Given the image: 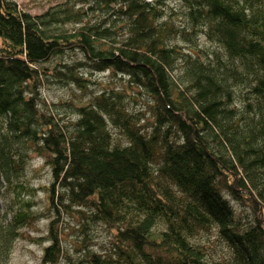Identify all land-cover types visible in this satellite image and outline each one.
<instances>
[{"label":"trees","instance_id":"trees-1","mask_svg":"<svg viewBox=\"0 0 264 264\" xmlns=\"http://www.w3.org/2000/svg\"><path fill=\"white\" fill-rule=\"evenodd\" d=\"M91 1L105 14L97 23L70 6L33 14L0 0V264L35 217L23 194L34 156L51 175L47 206L76 213L81 236L72 253L51 218L33 238L47 243L42 264H264V0H177L218 44L210 52L169 42L176 29L160 19L172 0ZM66 21L80 23L59 30ZM76 47L83 59L45 64ZM81 66L142 88L143 110L130 112L110 85L89 102L59 101L72 111L64 116L39 88H86L93 80ZM224 191L251 210L247 224ZM97 221L112 230L110 250L88 243ZM214 226L228 246L223 261L190 240Z\"/></svg>","mask_w":264,"mask_h":264},{"label":"rangeland","instance_id":"rangeland-1","mask_svg":"<svg viewBox=\"0 0 264 264\" xmlns=\"http://www.w3.org/2000/svg\"><path fill=\"white\" fill-rule=\"evenodd\" d=\"M19 8L28 11L33 14H42L44 11H53L57 8H63L64 6H70V10L78 9L85 11L83 14V21L89 20L97 23L99 18L105 14L96 8V3L91 0H15ZM163 13L161 21L165 20L167 23H171L176 31L168 36L170 43H176L180 46V50L188 51L189 49H199L205 52L220 49L218 44L209 38L205 37L200 26L196 25L190 17L187 15V6L182 1H166L162 6ZM110 19V18H109ZM80 22L66 21L64 23H57L59 30L71 31ZM121 28L117 29L119 33ZM84 54L82 51L76 48H66L61 56H56L52 61L45 62L46 65H52L56 61H68L72 62L77 59H83ZM181 59H177V68L180 67ZM80 68V74L85 77H91L93 81L86 83V88L77 87L72 82L60 83V82H45L40 86V93L44 99L55 102L56 108L61 111L64 116L72 114L70 109H66L64 104H58L59 101H73V102H89L93 100L95 96L103 86H113L116 91H122V102L124 106L130 112H137L143 110V102L148 99L149 95L144 92L142 88H137L132 85L131 89L123 90L121 81L123 78H119L117 75L107 70L89 73L87 68L83 66ZM139 90V91H137ZM236 101V100H235ZM114 134V139L125 140V135L121 133L118 127L109 125ZM23 180L29 184L31 189L28 192L23 193L25 198L32 199L31 208L35 212L34 220L29 224L22 226L20 229L22 234L19 235L13 242L12 248L9 251V257L5 264H42L40 262L43 246L46 245L45 238L41 240H34L33 238L45 236L47 233L48 222L51 218H58V229L61 231L62 245L72 253L77 254L72 244L74 240L81 238L77 230L78 221L76 213L66 212L59 209V214L53 208H49L45 201V185L51 180V175L47 165L43 163V160L39 156L31 157L27 162V167L24 173ZM225 196L230 201L233 211H235V217L241 223L247 224L249 219H252V212L249 208L242 204L238 200L232 199V197L226 192ZM7 201V196H6ZM161 225L156 226L160 228ZM87 239L92 249L104 252L110 250L113 245L112 230L106 224L97 221L89 223L86 229ZM193 242H199L205 245V253L210 261H223L228 252V246L217 233L216 227H210L207 230L199 231L190 237Z\"/></svg>","mask_w":264,"mask_h":264}]
</instances>
